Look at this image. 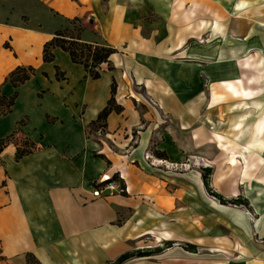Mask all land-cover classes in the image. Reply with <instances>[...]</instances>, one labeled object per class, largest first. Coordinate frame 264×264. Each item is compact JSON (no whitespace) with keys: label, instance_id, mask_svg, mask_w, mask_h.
<instances>
[{"label":"crops","instance_id":"crops-1","mask_svg":"<svg viewBox=\"0 0 264 264\" xmlns=\"http://www.w3.org/2000/svg\"><path fill=\"white\" fill-rule=\"evenodd\" d=\"M77 18L117 50L98 79L59 47L44 59ZM114 82L123 109L88 134ZM16 91L0 105V264H108L146 238L176 243L123 264H264V0H0V95ZM19 136L35 148L17 159ZM202 169L249 205L210 198ZM118 173L127 193L93 196Z\"/></svg>","mask_w":264,"mask_h":264},{"label":"trees","instance_id":"trees-1","mask_svg":"<svg viewBox=\"0 0 264 264\" xmlns=\"http://www.w3.org/2000/svg\"><path fill=\"white\" fill-rule=\"evenodd\" d=\"M79 19L73 20L72 26L66 28L65 30H59L56 32L55 37L46 43L44 49V59L46 62H53L55 60L54 49L61 48L64 51H67L72 60L75 63H79L85 66V68L89 71L91 77L93 79H98L101 76L98 67L105 62H109V59L112 54H114L117 50L108 47L105 45H97L86 43L81 38L82 27L78 25ZM66 32H72V34H67ZM36 70L34 67H18L12 73H10L8 80L18 88L20 85L24 84L26 81L30 80L32 76H34ZM116 84L115 82L112 84V97L108 101L107 106L99 113L98 118L92 121L86 128L88 134H96V133H105L107 129V119L111 112L117 111L121 112L123 107L116 102ZM18 97V91L14 93L10 98L3 97L0 95V105L2 106V114L9 113L13 106L15 105L16 99ZM11 139L7 138L0 141V153L4 150V148L10 143ZM27 144L32 147V150L35 148L33 143H30L28 140ZM32 150L25 151L21 148L18 149L16 158L20 159L28 152ZM211 169H204V181L207 186L208 191L216 196L221 203L223 204H237V205H245L248 206L249 202L243 196H239L234 199H226L223 195L218 192L212 191L210 187L209 174ZM173 246L172 241H169L165 244V246H157L154 248H145L134 250L132 252H127L119 257L116 261L110 262L108 264H123L127 260L134 257H148L153 256L157 253L162 252L165 248H169ZM190 251H196V246L189 245ZM2 259L1 251H0V260ZM28 264H40L33 255H28Z\"/></svg>","mask_w":264,"mask_h":264},{"label":"built area","instance_id":"built-area-1","mask_svg":"<svg viewBox=\"0 0 264 264\" xmlns=\"http://www.w3.org/2000/svg\"><path fill=\"white\" fill-rule=\"evenodd\" d=\"M128 192V186L122 174L102 175L95 183L93 196L100 197L102 195L125 194Z\"/></svg>","mask_w":264,"mask_h":264},{"label":"rangeland","instance_id":"rangeland-1","mask_svg":"<svg viewBox=\"0 0 264 264\" xmlns=\"http://www.w3.org/2000/svg\"><path fill=\"white\" fill-rule=\"evenodd\" d=\"M73 28V26H72V24L70 25V28ZM65 30V29H64ZM67 34H72V32L70 33V32H66ZM16 140L18 141V142H20V143H22V145H23V147L21 148V149H23V150H25V151H28V150H32V147L30 146V145H28L27 144V141H26V138H24V137H22V136H19V137H17L16 138ZM227 161H228V159H224L222 162H224V163H227ZM225 165H227V164H225ZM203 171H202V173H203V176H204V169H202ZM209 176V182H210V187H211V189H212V191H214V192H216V190H214L213 188H212V183H211V176H212V172H210V174L208 175ZM208 191V190H207ZM208 196L210 197V198H214V199H217V200H219L216 196H214L213 194H211L209 191H208ZM227 199V198H226ZM220 201V200H219ZM224 225V232H225V239L227 240V234H228V231H227V226H225V224H222V226ZM172 243L174 244V243H176L175 241H172ZM165 244H166V242H158L156 239H153V238H146L145 239V241L142 243V249H145V248H149V247H156V246H160V245H162V247L163 246H165ZM180 244V247H183L184 249H187V250H189V248H187L189 245H192V244H190L189 242H181V243H179ZM196 250H197V246H196ZM223 256V258H224V260H228V255L226 254H223L222 255Z\"/></svg>","mask_w":264,"mask_h":264},{"label":"bare ground","instance_id":"bare-ground-1","mask_svg":"<svg viewBox=\"0 0 264 264\" xmlns=\"http://www.w3.org/2000/svg\"><path fill=\"white\" fill-rule=\"evenodd\" d=\"M199 156V155H198Z\"/></svg>","mask_w":264,"mask_h":264}]
</instances>
